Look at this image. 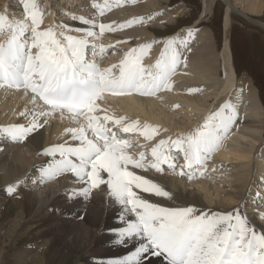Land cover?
Returning <instances> with one entry per match:
<instances>
[{
	"label": "snow or ice",
	"instance_id": "6c2138e0",
	"mask_svg": "<svg viewBox=\"0 0 264 264\" xmlns=\"http://www.w3.org/2000/svg\"><path fill=\"white\" fill-rule=\"evenodd\" d=\"M23 7L30 24L0 14V30L7 27L13 33L6 44H0V86L30 90L35 94L34 100L47 106L48 111L41 112V116L61 111L72 114L73 120L83 118L82 127L69 129L72 140L79 143L46 149L45 154L53 158L54 166L42 172L74 173L87 185L81 190L84 196L101 184L106 185L111 196L123 206L124 211L117 218L122 226L108 231L116 234L118 244L136 243L123 255L110 258V264H148L153 257H162L167 264H264V232H257L238 210L235 214L198 212L194 206L166 207L140 195L143 192L171 197L161 185L129 170L130 165L145 168L144 155L141 153L139 159H134L127 154L129 142L117 138L108 126L113 116L94 114L99 107L96 101L106 92L155 94L170 87L169 78L179 63L175 42H167L161 59L152 69L141 63L144 48H133L118 66L102 69L95 61L94 43L93 59L89 60L87 55L88 38L96 33L83 29L84 38L68 35L58 39L53 29H40L42 14L35 10L32 0H25ZM106 28L115 30L111 25H99L101 32ZM27 32L31 33L30 38L25 37ZM100 51H104L103 47ZM117 67L118 74L113 71ZM234 115H225L223 110L211 114L186 137L172 140L168 144L169 153L173 148L182 152L189 168L203 165L227 135ZM122 120L123 117L115 119L114 123L119 125ZM37 126L14 125L4 131L15 139ZM133 131H140L136 123L123 127L125 133ZM143 131L151 136L155 130ZM167 143L161 141L160 145ZM57 156L59 159H55ZM152 156L155 162L151 166L157 171L163 170L161 165L173 170L177 167L175 157L160 151V146L152 149ZM101 173H106L107 179ZM7 191L12 194L14 188L9 186ZM127 213L131 216L126 219Z\"/></svg>",
	"mask_w": 264,
	"mask_h": 264
},
{
	"label": "bare ground",
	"instance_id": "6f19581e",
	"mask_svg": "<svg viewBox=\"0 0 264 264\" xmlns=\"http://www.w3.org/2000/svg\"><path fill=\"white\" fill-rule=\"evenodd\" d=\"M211 2L212 1H210L209 4H211ZM103 3L104 2H100V4L102 5ZM147 4L149 5V2ZM150 5L152 4L150 3ZM207 5L208 4L205 0L202 17L211 13L210 10H207V7L209 6ZM211 5L214 6V3ZM149 8L151 9V6L148 8L146 7V9ZM180 8H178V12L176 13V15L182 14L184 12L182 10V7ZM140 9L145 12L143 8L140 7ZM226 9L227 11L223 18L224 36L222 37V40L220 41L221 44L219 45L220 53L218 55V52H216L217 54L214 55V60L210 61L209 58H205L201 61L199 60L200 57L198 58L200 49L206 47L204 42L202 46L197 47L198 45H200V43L198 42L199 39H201L202 35H207L212 46H214L212 42V35L208 30L209 28L207 27L204 29H198L195 31V33H191V35L185 34L187 36H184L183 40L177 39V37L181 33H174L173 35L161 37L158 40V44L154 45L153 48H151V52H153L155 57L154 59L157 58V61L161 59L159 57L161 55L160 51L162 52L164 49L161 48V46L167 44L169 40L175 42L174 46L179 56V63L177 64L176 71L169 78L170 87L159 90V93L156 96H147L143 98L137 95L111 97V99L107 101L103 100L99 102L97 104L99 106L97 110H99V114L101 116L112 115L111 110L114 108L119 110L121 109L122 113L125 116H128L129 114H132L133 117L145 115L150 118V124L151 122L157 125L161 124L162 126L160 127H163L164 130L168 128V126H166L167 123H169V125L173 127L175 125L172 122V114L170 115V112L166 111L169 108L170 103L177 104L178 106L184 105L191 109L190 112L194 110L197 113H207V111L212 110V113H210L213 114L223 110L225 115L235 114L239 116L240 114L241 116V114H243V118L245 119L240 117L238 118L234 115V122L230 125L227 135L224 137L219 147L214 150L215 155L217 154L215 160H217V162L220 161L221 163H225V161L230 159V157L232 156H234L233 159L236 158L239 160L245 158V160H248V169H252L253 171L252 174L254 176L252 175V178H258V174L261 173L263 179L264 153H262L261 150L262 148H264V143L261 146H256L255 142L257 139L261 138V132L257 128L256 130L253 129V127L255 128V125H253L255 121H251L254 114L258 111V109H262V107L258 106L257 95L253 94L252 90L250 89L251 86H254L252 82L250 83L249 79L246 77H240V74L236 70L234 45L233 41H231V34L233 29V26L231 24L233 22L232 14L234 13V11L230 9L229 4ZM248 10L251 11V15H257V21L260 22L261 17L264 16V0H253ZM147 11L148 10H146V12ZM174 13L173 15H175ZM250 18L252 20L255 19V17ZM168 21L171 20H167V22ZM257 21L254 20V22ZM167 22H164V24ZM197 22H195V24ZM156 24H152L151 22V26H164V24ZM82 25L83 24L80 21H77L73 26L77 28L81 27ZM147 34H149L146 35L149 36V38L153 37L150 32H148ZM199 35H201V37H198ZM88 39L90 43H92V37ZM127 39H129L130 42L135 41L134 36L132 35H127L125 37V41ZM136 44H138V42ZM95 45L97 46V49L98 45L96 43ZM104 47L106 46L103 45V49ZM191 47L193 52L189 51L191 50ZM236 87L239 89L235 91L234 88ZM194 89H202L206 91L207 89H209V91H211L210 89L214 90L210 94L204 95V98H201V95H197L199 97V100L204 102L207 100V97H211L213 101H211V104L208 105L210 107L204 104L203 108H199L194 105V103L197 102H191L188 100V97L190 96L188 94H191ZM164 90H168V92H166L168 94L170 92V95L166 94L162 96V92ZM165 91L163 93H165ZM259 93L260 100L263 103L262 90H259ZM231 95L233 98L232 100L223 101V99H225L223 96L230 98ZM33 96L34 95L29 93L27 94L23 90L11 91L7 90L4 86H0V232L6 237L15 240L16 243L18 242L20 236L22 237L26 234L30 236L32 235L33 239H35V242H33L34 247H31V251H28L27 255H25L26 253H23L24 255H21V253H19V250H16L14 252L18 262H22L21 264L27 263L28 261L37 264L36 262H38V260L43 261V257L48 256L46 254V251H49L48 248H50V255L54 253L56 249H58V244H64V248H69L70 251L81 254V257L78 260V264H99L93 262V260L95 259L94 257L84 256V252H86L89 247L90 249H92L93 247H98V249L101 248L102 252L99 251L100 255H98V253V256H96V258L101 261L100 264H110V258L123 255L124 252L134 247L136 243L135 241H125L124 245L118 244L117 240L119 238L116 236V234L108 231V229L110 228L122 226L117 223V218L124 211L123 206L120 205L115 200V198L111 196V193L106 185L101 184L98 188L92 189L91 193L88 196H84L81 190L87 185L83 181L79 180V178H77L74 173L49 172L48 174H45L42 172V169H47L50 165L54 166L53 158L49 155H46L45 150L53 145H57V142L58 144H63L62 142L64 141L63 139L65 136H67V138H69L68 140H70L73 134L69 131V129L82 127L83 119L77 122L76 120H74V124L72 125V127L68 126V128H66L67 124L61 126V123L56 121H61V119H73L66 114L56 112L41 116L40 113L47 112L48 109L43 105H39V102L37 100H34ZM240 102L242 104H239ZM38 105L39 107H37ZM225 105H227L228 107H225ZM207 107L208 110L206 109ZM22 113H24V115H22ZM19 117L21 118L16 120ZM163 117H165L164 122L162 121ZM206 119L202 120L200 126L204 124ZM195 120H198V118H196ZM261 120H263L262 117ZM13 122L16 123L10 125ZM236 122L238 123L236 124ZM7 123H9V127L14 125H23L30 128L33 124H36L38 125V128L35 127L34 130L28 132L27 139L22 142V140L19 138L20 136H17V138L14 139L8 132L4 131L5 128H9L5 126ZM64 123L62 122V124ZM192 123L195 124L194 121H192ZM146 124H148V122ZM242 124H244V126L249 125V129L251 127L250 130L244 131L243 135L241 134V132H243V130H241V128L243 127ZM178 126L179 125H177V127ZM258 126H261V122ZM160 127L156 129H160ZM145 128L149 129L150 125L148 124V126L144 125L142 127L143 135H145L143 131V129ZM162 132L165 131L162 130ZM162 132L160 131V133ZM136 133L138 136V131H136ZM163 134L165 135V133ZM145 137L147 136L145 135ZM148 137L150 138V136ZM152 137L153 136L151 135V139ZM155 137L157 136H154V138ZM154 138L152 139V141H154ZM68 140H65L64 142H67ZM9 142H12L14 145L9 144ZM149 142L147 143L146 141L147 144H149ZM24 147L27 148L28 151L23 152L22 150ZM55 159H59V157L57 156ZM101 175L104 179H107L106 173H101ZM142 176L161 185L165 188L166 191L171 194L170 198H166L140 192V195H142L145 199H148L152 203L161 204L162 206L166 207L194 206L197 208L198 212H233L235 214V211L238 210L242 216L247 218L249 224L251 219L250 214L253 212L252 215L254 217V220L260 227L259 230H255L257 232H264V219L263 221L258 220V216L256 217L254 215V212L258 208L257 204L259 202L258 199L260 195L257 196L253 194L252 192H250L251 189H249L248 191L246 190V192L242 194L238 193V195L233 191L232 196L235 197L236 201L240 203L239 205L232 204L231 201H226V203L223 204L222 207H220V205H216V203L215 205H212L213 199L209 197L208 193L204 194V191L203 193H201L198 190L195 191V189L194 191L184 190L182 186L180 187L175 178L170 179L168 178V176H159L146 171L142 174ZM22 180H27V185H25V187L28 189L31 188L30 192L26 195V198L24 197V200H21V197L26 193H23L22 196L19 195L20 198L18 195H16V192H20L18 191V189L20 186L22 187V185L20 184ZM263 183L264 180H262V184ZM169 184L174 185L177 190H173L171 187H168ZM9 186H12L14 188L12 194H9L7 191ZM11 197H13L12 201L9 200V198ZM233 199L234 198H232V200ZM7 200L9 201L6 202ZM220 201H223V198L220 199ZM245 206H247L248 208H246ZM9 207L11 209L10 212L6 210ZM246 209H248L249 212H246ZM260 212L262 213L264 211ZM129 216H131L130 213L125 214L126 219L129 218ZM4 218L6 219L3 220ZM50 235H54L53 238L56 239L57 246L55 247V249L52 248L55 245H53L54 242H52V238L50 239ZM67 235H70V238L72 237L71 241H69V239H66ZM47 260H49V258ZM148 264H167V262L164 261L162 257H153L150 261H148Z\"/></svg>",
	"mask_w": 264,
	"mask_h": 264
},
{
	"label": "rangeland",
	"instance_id": "374dc122",
	"mask_svg": "<svg viewBox=\"0 0 264 264\" xmlns=\"http://www.w3.org/2000/svg\"><path fill=\"white\" fill-rule=\"evenodd\" d=\"M32 1L36 5L35 10L39 11L42 14L43 19H42V23L40 25V29L41 30H45L48 28L53 29V31H55L57 33L58 39L62 40V39H64V37H66L68 35L75 36L78 38H84V37H86V32L83 31V29L92 30V32H93L94 29L77 27V28H79L78 30H69L65 27V26L69 25L70 29H77L73 25L78 20H85V23H88V21H92V22L94 21V22H100V23L102 22L104 25H111L112 28L115 29V30H112V29L106 28L104 33H101L99 35V37L97 35L92 37V43H89V47L87 50V55H88L89 60L93 59L92 44L94 42L98 46H102V47H103V45H105V46L106 45H109V46L112 45V54L110 55L109 61L111 62L110 64H115V65L121 63V62L116 63V59L123 61L133 48H136V49L144 48L146 50V52H144V55L141 58V63L147 69L148 68L149 69L154 68L156 65V62L158 60L157 58L154 59L155 58L154 54H153V52H151V48H153L154 45H157L159 38H161V37L157 38L156 35H164L166 33L167 34L168 33H174V31H176L179 28H181V29L176 31L175 34L185 32V34L189 35V32L195 33V31L198 29H204L206 27L209 28L208 30L210 31V33L212 35V42H213L214 46H212L207 35H204V36L202 35V37H201V35H199L198 37H201V39H199L198 43H200V45H198L197 47L202 46L203 42L205 43L206 47L205 48L203 47L200 49V53H199L198 58L200 57L199 60H201V61L205 58H209L210 61L214 60V58H215L214 55L217 54L216 53L217 49H218V55L220 53L219 45L221 44L220 41L222 40V37L224 36L223 18H224V15L226 14V11H227L226 8L229 4L230 9H232L234 11V13L232 14L233 22L231 25L233 26V29H232V34H231V41H233V45H234V57L236 58L237 71L239 72L240 77H242V78L246 77L249 79L250 83L252 82V84L254 86H251L250 89L252 90L253 94L257 95L258 106L262 107V109H258V111L254 114L251 121H253V122L255 121L253 124V125H255V128L253 127V129L256 130V128H257L261 132V135H260L261 138L257 139L255 144H256V146L257 145L258 146L263 145V143H264V127H263L264 103H262L260 100L259 90H262V98L264 101V16L261 17V19H260L261 21L259 22V21H257L258 18H256L257 15L256 16L251 15V11L248 10V8L251 6L253 0H248V1L247 0H227V1H225V0H206V3L209 5V6L207 5L208 6L207 10H210L211 13L207 14L203 17H202V13H203V8L205 6V0H158V1L157 0H152V1L151 0H149V1L141 0L142 2H141V4H139L136 7V8H138V9H135L136 11L134 9H133V11H132V9L130 11L128 10L132 4V0H121L122 3L120 4V6L117 9L109 12L108 15L99 16L98 19L96 18L97 16L94 13V9H95V4L99 0H32ZM100 1L104 2L105 0H100ZM210 1H212L214 3V6L211 5V4H213L212 2H211V4H209ZM24 2H25V0H0V14L6 15L12 21L16 17L14 19V21L15 20L20 21V18H21V21L23 20V21H26L27 23L30 24L31 19L28 18L29 16L24 10V7H23ZM148 2H149V5L147 4ZM150 3L152 5H150ZM103 4H105V2ZM150 6H151V9L150 8L146 9V7L148 8ZM140 7L143 8V10L145 12H143L140 9ZM180 7H182V10L184 12L182 14L176 15V13L178 12L177 10ZM146 10H148V11L146 12ZM133 12H135V13H133ZM173 13L176 16L173 15ZM154 15L156 18L154 17ZM250 17H252V18L255 17V19L252 20ZM50 18H52V19H50ZM76 19H78V20H76ZM46 20H48V21H46ZM167 20H171V21L167 22ZM254 20H256L258 23L254 22ZM151 22H152V24H156V22H157V24H161V25H163L164 22H167V23H165L164 26L162 27V26H159L157 24H156L157 26H151ZM195 22H197V23L195 24ZM253 22H254V24H253ZM6 29L8 30L9 28L5 27L4 29L0 30V33H3L4 31L6 32L7 31ZM189 29H190V31H189ZM8 31H9L8 34L12 33V30H8ZM148 32H150V34L153 37L149 38V36H146V35H149V34H147ZM73 33H74V35H73ZM123 34H124V36H123ZM127 35L134 36L135 41L130 42L129 39H127L126 41H128V42H126L125 37ZM25 36H28L27 38H30L31 33L27 32V33H25ZM203 37L205 38V40ZM100 38L103 40H101ZM94 39H95V41H94ZM104 40H107V41H109V43L110 42L111 43L109 44L107 41H104ZM131 40H133V39H131ZM137 42H138V44H136ZM102 43H103V45H102ZM166 45L167 44H164L161 46V48H164V49L162 52L160 51V53H161V55L159 56L160 58L162 57V54L164 53ZM98 50L99 49H95L96 55H97V56L95 55V61L98 65H102V66H104V69H106L109 67V61H108V59H105V58H103V59L98 58V56H100V54H101L100 51H98ZM191 50H192V47H191ZM112 55H114V56H112ZM111 58L113 59V61ZM142 59H143V62H142ZM99 61H101V62H99ZM145 61H146V63H145ZM216 63H217V61H216ZM234 89L236 91L239 88L236 87ZM210 90L211 91H209V89H207V91L202 90V89H199V90L194 89V91H192L191 94H188L191 96V97L190 96L188 97V100L191 102L192 101L197 102V103H194V105L199 107V108H203L204 104H206L208 106L211 104V101H213L211 99V97H207V100L204 102V101H200L199 97L197 95H201V98H204V95L210 94L211 92L214 91L213 89H210ZM166 91L168 92V90H166ZM166 91H165V93H162L163 94L162 96H164L166 94L170 95V92L168 94ZM232 95L230 98L223 96L225 98V99H223V101L224 100H226V101L232 100L233 99ZM192 97H193V99H192ZM38 104L41 105L40 103H38ZM39 105L37 107H39ZM208 107H210V106H208ZM208 107L206 108L207 110H208ZM190 110H191L190 108H188L184 105L178 106L177 104L170 103L169 108L166 111L170 112V115L172 114L171 115V116H173L172 122L175 125L173 127V126H170L169 123H167L166 126H168V128L166 130H164L163 127H160V129L155 128L154 129L155 130V136H157V137L154 138V136L152 135L153 136L152 139L154 138V140H155L156 138H159L161 140V139L168 138L167 140H169L170 139L169 137H171V136H173L175 139H177L178 137H182V136L186 137L190 132H193L195 129H197L200 126V124L202 123V120H205L212 113V110L207 111V113L206 112L197 113L194 110H192V112H190ZM97 112L99 113V110H97ZM111 113H112L111 116H113L114 114H117L120 117H123V119L128 118V116H130L133 118V122L138 124V125L148 126V124H149L150 128L154 127V125L150 124V118L148 116H145V115L139 116V117H137V116L133 117L132 114H129L128 116H125L122 113L121 109L119 110L116 108L112 109ZM244 117H245V115H244ZM261 117L263 118V120H261ZM20 118L21 117L17 118L16 120H18ZM196 118H198V120H195ZM162 121L163 122L165 121V117L162 118ZM192 121H194L195 124H193ZM56 122L61 123V126H64L65 124H67L66 128H68V126L72 127V125L74 124V120H69V119H61V121L58 120ZM62 122L63 123L65 122V123L62 124ZM144 122H146V123L148 122V124H146ZM260 122H261V126H258ZM15 123L16 122H13L10 125L15 124ZM10 125H9V123H7L5 126L9 127ZM177 125H179V126L177 127ZM242 125H243V127L241 128V130H243V132H241V134L243 135L244 131L250 130L251 127L249 129L248 128L249 125H247V126H244V124H242ZM157 128H159V127H157ZM162 130L165 132H162ZM160 131L162 133H160ZM156 133L159 135H157ZM163 133H165V135ZM65 138H67V136H65L64 139ZM67 139H69V138H67ZM150 139H151V136H150V138L147 136L144 139H140V141H138L139 143L138 142L137 143L139 145H144V146L147 145L148 146L152 142V139L151 140ZM71 141H72V138L70 140H68L67 142L63 141L62 143L63 144L64 143L73 144V142H71ZM146 141H147V143L150 141L149 144H147ZM140 142H143V144H141ZM9 144H13V143L9 142ZM149 146H151V145H149ZM22 151L26 152L28 150H27V148L24 147ZM261 151H262V153H264V148H262ZM213 155H212L213 157H212L211 161L209 162V165L207 166V170L205 169L207 171L205 173L206 176L198 179L199 181L195 180L194 182H188V181L186 182L180 176H178V177L177 176L176 177L168 176V178H170V179L175 178L177 180V183L180 185V187L182 186V188L184 190L194 191V189H195V191L198 190L201 193H203V191H204V194L208 193L209 197H211L213 199L212 205H215V203H216V205L218 204V205H220V207H222V205L225 204L226 201H231L232 204H238L239 205L240 203L237 202L236 198L232 196L233 191L236 192V194L238 195V193L242 194V193L246 192V190L248 191L249 189H251L250 192H252L253 194H255L257 196L260 195V197L258 199L259 202L257 204L258 208L254 212V215L256 217L258 216V220L263 221L264 218L262 219L261 216L264 212H262V213L260 212V211H264V191H263L264 190V183L262 184V180H264V178L262 179V174L259 173L258 178L255 177L253 179L252 178L253 171H252V169H248V167H247L248 160L247 159L245 160V158L239 160L236 158L233 159L234 156H232V157H230V159L226 160L225 163L224 162L221 163L220 161H218L219 162L218 163L217 160H215L217 154L215 155V153H213ZM223 175H224V177H223ZM236 175H238V176H236ZM255 175H256V173H255ZM230 176L234 179H232ZM228 179H230V180H228ZM236 179H238V180H236ZM256 179L257 180L259 179L258 181H259V183L260 182L261 183L259 184ZM233 180H236V181H233ZM202 181L204 182V184ZM26 183H27V180H22L20 182L22 187L20 186L18 189V191H20V192H18V193L16 192V195H18V196L19 195L22 196L23 193H26V194H24V196L21 197V200H24L26 198V195L31 190V188L28 189L25 187V185H27ZM243 184H245V185H243ZM255 184H257V185H255ZM211 185H213V186H211ZM168 187H171L173 190L174 189L177 190V188L172 184H169ZM202 187H203V189H202ZM207 189H209V190H207ZM210 190H211V192H210ZM209 192H210V194H209ZM18 196H13V197H18ZM13 197L9 198V200L12 201ZM19 198H20V196H19ZM222 198H223V201H220V199H222ZM232 198H234V199L232 200ZM9 200H7L6 202H8ZM245 207L248 208L247 206H245ZM6 210L9 212L11 211L10 207L7 208ZM246 212H249V210L246 209ZM252 213L250 214V217H251L250 225L254 229L259 230L260 227L258 224H256ZM263 217H264V214H263ZM5 219L6 218H4L3 220H5ZM53 236L54 235H50L49 237H50V239L51 238L53 239L52 242L55 243V244L53 243V245H55V246L52 248L55 249V247L57 245H56V239L53 238ZM71 238H70V235H67L66 239L67 240L69 239V241H71L72 240ZM33 242H35V239H33L32 235L30 236V235L26 234V235H23L22 237L20 236L18 242L16 243L15 240H13L12 238L6 237L5 235L1 234V232H0V264H21L22 262H18L17 257L15 256L14 252L16 250L17 251L19 250V253H21V255H24L23 253H26L25 255H27V252L31 251V247H34ZM32 243H33V245H32ZM59 245L60 244H58L57 248L60 250L56 249V251L50 255H49L50 248H48L49 251H46V254L48 256L43 257L44 258L43 261L45 263L43 261H39V260L36 263L37 264H78V260L80 259L81 254H77L75 252H72L69 250V248H64L65 247L64 244H61L62 247H61V245L60 246ZM61 248H64V249H61ZM97 249H98V247H96V248L93 247L92 249H90V247H89L87 249V251L84 252V256L94 257L95 259L93 260V262L100 264L101 261H99L98 258H96V256L100 255V252H102V250H101V248L98 250ZM46 258L47 259L49 258V260H47ZM24 264H35V263L28 261L27 263H24Z\"/></svg>",
	"mask_w": 264,
	"mask_h": 264
},
{
	"label": "water",
	"instance_id": "95a60500",
	"mask_svg": "<svg viewBox=\"0 0 264 264\" xmlns=\"http://www.w3.org/2000/svg\"><path fill=\"white\" fill-rule=\"evenodd\" d=\"M181 35H182V36L185 35V32H183ZM189 51H190V52H193V50H192V51L189 50ZM239 104H242V103L240 102ZM241 116H243V114H241Z\"/></svg>",
	"mask_w": 264,
	"mask_h": 264
},
{
	"label": "trees",
	"instance_id": "16d2710c",
	"mask_svg": "<svg viewBox=\"0 0 264 264\" xmlns=\"http://www.w3.org/2000/svg\"><path fill=\"white\" fill-rule=\"evenodd\" d=\"M167 34V33H166ZM171 34V33H170ZM263 103H264V101H263Z\"/></svg>",
	"mask_w": 264,
	"mask_h": 264
}]
</instances>
